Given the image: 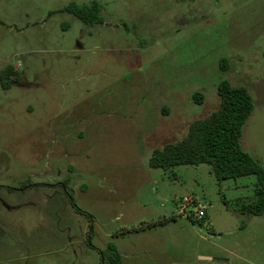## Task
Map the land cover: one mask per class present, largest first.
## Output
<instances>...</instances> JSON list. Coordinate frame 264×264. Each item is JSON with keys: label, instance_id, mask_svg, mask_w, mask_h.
<instances>
[{"label": "rangeland", "instance_id": "obj_1", "mask_svg": "<svg viewBox=\"0 0 264 264\" xmlns=\"http://www.w3.org/2000/svg\"><path fill=\"white\" fill-rule=\"evenodd\" d=\"M95 1L101 24L66 10ZM7 65L21 79L0 84V264H113L110 243L118 264H264L257 176L149 165L227 79L252 94L241 142L264 168V0H0ZM187 195L207 219L179 213Z\"/></svg>", "mask_w": 264, "mask_h": 264}, {"label": "trees", "instance_id": "obj_2", "mask_svg": "<svg viewBox=\"0 0 264 264\" xmlns=\"http://www.w3.org/2000/svg\"><path fill=\"white\" fill-rule=\"evenodd\" d=\"M101 9L102 6L97 1L85 6L72 3L66 8L85 24L103 23ZM220 64L221 68L226 70L228 59H221ZM20 79V71L13 65H7L0 71V84L4 89L12 88ZM218 94L221 98L219 109L205 118L194 120L188 134L181 141L154 150L149 165L153 168L170 169L187 164H209L219 181L255 175L256 197L245 207L250 214L262 215L264 168L243 149L241 142L244 126L255 108L252 94L246 87L233 86L227 79L218 85ZM194 97L197 101L203 99L198 93ZM157 224L158 222H154L150 226ZM107 256L111 263H120L121 255L115 243L108 245ZM102 259H105V254Z\"/></svg>", "mask_w": 264, "mask_h": 264}, {"label": "built area", "instance_id": "obj_3", "mask_svg": "<svg viewBox=\"0 0 264 264\" xmlns=\"http://www.w3.org/2000/svg\"><path fill=\"white\" fill-rule=\"evenodd\" d=\"M193 210H190L192 209ZM177 209L179 213L183 216L188 217L193 216L195 220L202 221L207 219L208 214V205L206 202H201L198 199L194 198L193 196H183L178 201Z\"/></svg>", "mask_w": 264, "mask_h": 264}, {"label": "crops", "instance_id": "obj_4", "mask_svg": "<svg viewBox=\"0 0 264 264\" xmlns=\"http://www.w3.org/2000/svg\"><path fill=\"white\" fill-rule=\"evenodd\" d=\"M207 214H208V210H207Z\"/></svg>", "mask_w": 264, "mask_h": 264}]
</instances>
